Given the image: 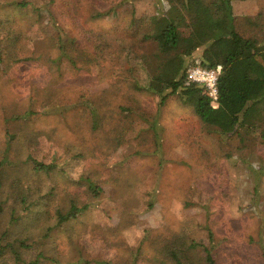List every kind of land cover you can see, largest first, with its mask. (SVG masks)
<instances>
[{"label": "rangeland", "instance_id": "1", "mask_svg": "<svg viewBox=\"0 0 264 264\" xmlns=\"http://www.w3.org/2000/svg\"><path fill=\"white\" fill-rule=\"evenodd\" d=\"M31 1L46 7L42 24L32 11H0V22L11 23H0V39L21 33L25 56L46 55L58 29L81 46L99 39L112 49L92 54L87 69L57 71L46 60L0 66V264H17L12 249L21 264H166L165 241L180 233L181 264H207L205 248L215 264H264V120L224 141L208 136L178 95L160 107L158 95L134 90L121 53L136 40L126 7L118 18H96L113 0ZM159 1H136L137 17L155 14ZM232 7L236 31L264 42V0ZM136 44L139 54L148 50ZM80 98L105 114L101 138L92 133L90 101L76 107ZM55 106L73 109L51 115ZM30 109L37 120L21 133L37 132V141L18 137L9 147L10 116ZM88 178L103 189L98 197L82 183ZM72 201L89 209L59 227L57 214Z\"/></svg>", "mask_w": 264, "mask_h": 264}, {"label": "trees", "instance_id": "2", "mask_svg": "<svg viewBox=\"0 0 264 264\" xmlns=\"http://www.w3.org/2000/svg\"><path fill=\"white\" fill-rule=\"evenodd\" d=\"M136 1L138 0L115 2L113 0L105 12L96 15V18L107 16L118 18L121 16L122 8L126 7L132 16L129 25L135 33L134 38L137 41L140 39L141 45L145 44L144 46L148 47L146 52L139 54L135 49L136 40L133 38H131L133 41L121 44V53L127 55L125 61L128 72L134 79L132 83L134 90L149 91L158 95L161 98L160 107H164L170 97L178 95L182 104L191 108L192 114L201 124L203 133L218 141L241 136L244 129L252 130L263 122L264 42L247 39L236 31L233 25L235 16L232 0H160L156 13L143 17H137L134 7ZM5 7L14 11L27 10L28 13L32 11L34 17L31 21L35 24H42L46 18L43 14L45 5H38L31 0H12L8 5L5 0H0V11ZM9 19L0 23L5 26L11 25ZM10 28L11 26L8 29ZM10 33L12 35H8L4 40L0 39V66L2 65L6 71L24 62L35 64L43 60L53 63L52 67L57 71L62 69L72 71L81 66L87 69L85 63L91 62L92 54L102 53V46L112 49L110 41L105 43L99 39L94 42H89V39L86 45L81 46L77 39L66 36L58 29L56 35L49 39L46 55L34 53L25 56L23 53L27 50H24L22 45L21 33L14 31ZM197 52H200L198 65L201 67L211 69L222 66L217 108L212 106L211 99L201 86L186 81L189 60ZM135 73H140L142 78L137 79ZM88 101L91 103L89 108L93 117L92 133L101 138L105 135V114H101L99 108L86 98H80L76 107L86 105ZM65 106L62 108L55 106L51 115L56 111L66 110L59 112L66 116L73 108H64ZM47 108L45 106L43 109ZM51 110L52 108L49 111ZM125 111L129 112L121 108V112ZM37 115L38 112L30 109L22 114L10 116L8 123L13 124L15 130H8L9 147L18 137L24 144L25 142L33 144L37 141L39 133L34 131L21 133L25 124H35ZM154 127L156 129V125ZM262 135L264 138L263 130ZM2 167L0 162V192L3 187ZM36 169L43 172L48 170L47 166L43 165L37 166ZM87 180L82 183L86 184L90 194L98 197L103 189L97 182L93 184L90 178ZM88 209L87 206L79 208L72 201L65 213L58 212L57 224L60 227L75 220ZM2 211L0 208V214ZM51 231L52 229L49 230ZM185 243L182 233L168 238L162 252L163 262L181 264V256L186 252ZM12 251L15 262L21 264L23 258L20 252L16 249ZM205 252L207 264H215L211 251L205 248ZM3 254L4 251L1 250L0 256Z\"/></svg>", "mask_w": 264, "mask_h": 264}, {"label": "built area", "instance_id": "3", "mask_svg": "<svg viewBox=\"0 0 264 264\" xmlns=\"http://www.w3.org/2000/svg\"><path fill=\"white\" fill-rule=\"evenodd\" d=\"M222 74V66L207 69L200 65H194L187 70L186 81L201 86L204 93L211 99L212 106L218 107L219 103V79Z\"/></svg>", "mask_w": 264, "mask_h": 264}]
</instances>
